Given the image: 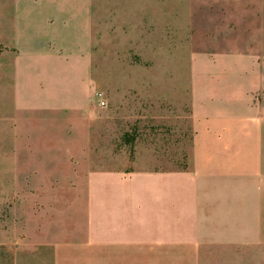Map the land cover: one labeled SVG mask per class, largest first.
I'll use <instances>...</instances> for the list:
<instances>
[{
	"label": "crops",
	"instance_id": "0c3cea01",
	"mask_svg": "<svg viewBox=\"0 0 264 264\" xmlns=\"http://www.w3.org/2000/svg\"><path fill=\"white\" fill-rule=\"evenodd\" d=\"M94 9L89 0H0V72L14 105H55L64 95L67 129L88 139L108 129L76 128L94 84ZM256 21L245 23L240 68L221 60L193 72L184 167L147 157L126 167L107 161L99 142L69 147L71 194L40 181L38 193L0 204L3 229H17L13 264H264V50L250 35L264 22Z\"/></svg>",
	"mask_w": 264,
	"mask_h": 264
},
{
	"label": "rangeland",
	"instance_id": "374dc122",
	"mask_svg": "<svg viewBox=\"0 0 264 264\" xmlns=\"http://www.w3.org/2000/svg\"><path fill=\"white\" fill-rule=\"evenodd\" d=\"M89 1L95 8L94 84L87 91L88 111L80 112L87 118L76 128L81 132L85 125L99 132L107 126V134L72 136L66 121L71 107L62 104L64 95L54 99L55 105L15 106L0 72L1 205L37 192L40 181L53 193L71 194L64 183L72 166L77 169L67 151L72 146L99 142L110 148L102 155L107 161L126 167L147 157L168 158L183 168L191 140L189 85L195 68L206 70L221 60L240 68L242 52L249 47L245 23L264 22V0ZM255 29L250 35L262 39L264 50V25ZM1 215L0 264H13L15 250L8 247L18 242L17 229H3Z\"/></svg>",
	"mask_w": 264,
	"mask_h": 264
},
{
	"label": "built area",
	"instance_id": "2783aa9c",
	"mask_svg": "<svg viewBox=\"0 0 264 264\" xmlns=\"http://www.w3.org/2000/svg\"><path fill=\"white\" fill-rule=\"evenodd\" d=\"M99 96L101 97L102 95L100 94ZM99 103H100V105H101V106H105V105H106L105 101H104V100H102V99L100 100V102H99Z\"/></svg>",
	"mask_w": 264,
	"mask_h": 264
}]
</instances>
